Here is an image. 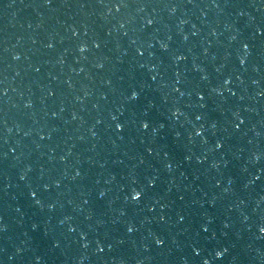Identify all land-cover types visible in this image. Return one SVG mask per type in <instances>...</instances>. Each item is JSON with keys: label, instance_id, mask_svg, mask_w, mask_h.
<instances>
[{"label": "water", "instance_id": "water-1", "mask_svg": "<svg viewBox=\"0 0 264 264\" xmlns=\"http://www.w3.org/2000/svg\"><path fill=\"white\" fill-rule=\"evenodd\" d=\"M116 2L0 0V264H264V0Z\"/></svg>", "mask_w": 264, "mask_h": 264}, {"label": "snow or ice", "instance_id": "snow-or-ice-1", "mask_svg": "<svg viewBox=\"0 0 264 264\" xmlns=\"http://www.w3.org/2000/svg\"><path fill=\"white\" fill-rule=\"evenodd\" d=\"M47 3L51 4V3H52V0H47ZM114 6H115L117 9H119L120 7H122V6H126V5L123 3V0H119V2H116V3L114 4ZM217 6H218V5H217ZM151 23H152V21H151V20H148V24H151ZM98 46H99V45H97V47H98ZM49 47H51V45H49ZM85 47H86V45H81L80 50H81V51H84ZM162 47H165V48H166L167 45H162ZM248 47H249L248 44H244V48L247 49ZM137 51H139V49H137ZM17 58H18V57H17ZM176 58H177V59H182L183 57H176ZM241 63H242V64L244 63V60H243V59H241ZM153 79H155V77H153ZM225 83H227V81H225ZM217 91H218V90H217ZM138 95H139V93H138L136 90H132L129 98H133V99H134V98H137ZM181 95H183V93H181ZM201 98H203V97H201ZM177 111H179V109H177ZM234 115L237 117V119L240 120V123H241V124L244 122L243 119H240V114H239V113H234ZM115 119H116V117H113V120H115ZM196 119L199 120L200 117L198 116V117H196ZM141 126H142L143 128H145V129H147V128L150 127V124H149V122H148L147 120H144V121L141 122ZM213 127H215V125H213ZM236 127L239 128L240 125L237 124ZM116 128H117V129H122V128H123V124H121V123H117V124H116ZM201 134H202V133H201V130H200L199 128L196 129V135H201ZM93 135H95V133H93ZM216 147H218V148H219V147H222V143H221V141H217V143H216ZM147 150H148V152H151L153 149H152V148H148ZM259 158H260L259 155H257V156H256V159H259ZM168 167L171 168L172 165L169 164ZM79 174H80L79 171H77L76 175H79ZM258 178H259V177H257V179H258ZM152 183H153V181H149V184H152ZM45 187H47V185H46ZM31 195H32L33 197H35V196L37 195V193H36V192H32ZM100 195L103 196V195H104V192L101 191ZM143 195H144V193H143L141 190H138L137 188H133L132 191H131V199H132V200L138 201ZM36 203L39 204V203H40V200H36ZM161 219H163V217H161ZM180 219L183 220L184 217L181 216ZM2 227H3V226L0 225V228H2ZM134 230H135V226H134L133 224L129 223L128 226H127V231H128L129 233H131V232H133ZM206 230H207V229L205 228V231H206ZM260 231H261V232H264V227H261ZM82 235H83V234H82ZM154 239H155V243H156L157 245H163V244H164V240H163L160 236H154ZM98 250H99V251H103V248H102V247H99V243H98ZM226 251H227L226 248L223 249L222 251H216V252H215V255H216L217 257H220V256L223 255V252H226ZM37 259H40V258L37 257ZM204 264H207V261H205Z\"/></svg>", "mask_w": 264, "mask_h": 264}]
</instances>
